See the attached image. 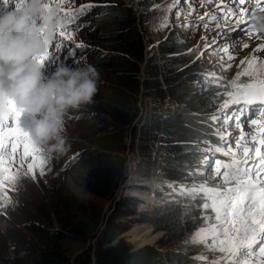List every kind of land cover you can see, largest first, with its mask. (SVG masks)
I'll use <instances>...</instances> for the list:
<instances>
[{
    "label": "rangeland",
    "instance_id": "374dc122",
    "mask_svg": "<svg viewBox=\"0 0 264 264\" xmlns=\"http://www.w3.org/2000/svg\"><path fill=\"white\" fill-rule=\"evenodd\" d=\"M134 1L137 7L134 6L133 0H121V2L113 0H65L61 5L63 11L57 10V17H65L70 8L75 11L86 5H92V7L67 26V30L73 33V40L62 44L58 51H55L54 45L61 42V38L58 34L55 35V39L52 41L53 47H50L52 54L42 63V73L47 79L55 73L57 67L75 69L82 59H86L89 63V53L94 49L100 48L99 45L94 44L89 39L93 36L92 22L94 18L102 13L105 14L110 8L112 10H115V7L122 8L123 12H120V14L123 17H126L127 12L131 14L133 20L131 25L138 29L144 43L147 42L145 36H149L152 43H155L156 40L164 39L169 47L176 50L174 53L164 57L166 59L164 62L167 66L166 68H172L168 74H178L180 76L188 74L190 75L188 80L193 90L192 96L197 97L200 93H206L204 103L199 109L196 110V107L187 108L184 114V119L191 128L190 137L185 141L190 144V152H194L195 156L190 160L184 159L181 162L179 159L170 160L171 166L174 167L175 171L179 172V175L171 180L155 173L145 179L140 177L138 173L134 174L138 151L135 146L136 138L132 137L131 140V135H128L129 145L127 151H125V164L128 163V159L132 160L135 164V169L129 175V170L126 167L124 182L127 181V185L121 189L123 192L117 195L118 190H120V187H117L111 199H103L92 194L85 187L86 166L82 153L89 144L77 129L81 123L68 121L65 117L64 135L67 137V143L70 144V148L63 155L51 157L49 163L45 165L44 175H40L38 169L35 170V179L31 175L23 174L27 172V162L21 163L22 149L18 150L15 157H11V154H9L10 159L15 161L12 171L19 170L21 179L13 186L7 185V182H5L6 186L0 188V261L3 262V259L8 258L11 260L18 258L20 261L25 259L27 254L36 250L38 244L35 243V239L37 240V238L32 236L25 227L29 220L45 226L48 231L49 229L57 228V222H55L54 216L50 211V203L47 201V197L58 191L63 193V195L66 191H69L81 203L92 208L101 207L103 217L102 223L98 227L99 231L103 228V224L112 210L115 202H113L114 196H116V200L126 198L127 207L132 210L126 217H120L119 219L127 222L129 227L127 228L131 229L126 233L128 230L126 228L127 230L125 229L126 231L119 233L118 237L127 242L132 249H137L144 244H150L162 250H170L175 255L185 258L182 261L177 260V258L173 259L170 264H213V261L223 255L218 251L213 252L206 249L204 245L191 243L194 231L204 225V210L197 207V205H202L203 201H192L179 195V192L181 186L191 187L205 181L211 186L218 184L214 175L216 161H224L229 158L225 157L221 152L214 151L217 146L222 147L225 143L221 141L217 131L226 135L232 134L227 137V143L233 147L239 139L241 130L244 132L255 131V127L250 122L253 119L259 120L256 116L257 111L260 110L259 105L251 106L248 112L240 116V121L243 122L240 128L235 126V121L224 124L223 119L219 123H214L210 119L214 114L223 116V113L218 110L220 104L227 97L217 96L216 94L224 92L225 88L218 87L216 84H209L208 80L211 73H215L217 78H234L236 72L240 70L238 67L240 60L249 57L261 40L255 36L250 38L246 30L229 31V27L234 26L235 18L229 25H225L219 19L210 21L205 18L204 22H200L199 17L205 16V13L215 14L217 17L222 15V13L216 11L220 0H214L213 3H204L203 0H179L172 7L171 12L168 9L173 4V0ZM45 2L57 9L59 0H45ZM145 3H148V5L145 6ZM8 8H16L13 0H6V2L5 0H0V14L6 13ZM165 16L168 17L169 23L167 27L161 28L159 25ZM31 19L39 25L38 17H32ZM205 24H207V27H205ZM217 24L221 26L217 27ZM241 28H245V26L241 25ZM257 35L264 37V32ZM77 43H82L84 47L76 49L75 44ZM233 44L234 47H232ZM245 44H248L247 48L244 47ZM224 47H230L231 54L236 57L234 61H228V63L232 64V68L227 72L221 71L219 63L220 58L225 55L222 51ZM256 56L259 60H264V51L256 53ZM250 80V77H241L240 83H247ZM0 81L5 82L7 88L8 82L3 76H0ZM147 105L148 99L141 97L138 102V115L133 121V126L136 125L138 127L144 120ZM84 107L74 110V112L83 111ZM237 107L239 106L233 105L225 111L230 115H238L234 111ZM32 119L21 113L17 126L29 135ZM2 123H10V121L3 120ZM137 127L135 129L136 133ZM132 141L134 143L130 147V142ZM252 143L253 141L249 139L248 144L251 145ZM157 145L158 143L155 139L148 140V148L151 152L156 150ZM78 151L77 158L70 161L68 159L69 155ZM27 160L30 161L31 158L29 157ZM2 175L3 173H0V176ZM13 187L15 190H11ZM154 188L157 192H160L161 196H152ZM5 193L11 200L7 205L3 201ZM173 204H177L176 209L178 212L169 229L155 230L151 222L138 219L142 211L149 214ZM72 209L73 206H69L67 216L72 214ZM209 213L213 216L214 223V213L211 210H209ZM139 224L148 226L150 230L148 237L140 234V237L137 238V235L129 234L133 228H138ZM141 227L146 226L141 225ZM133 238H135L134 241H142L144 243L131 242L130 239ZM90 243H93V241L91 240ZM75 248L78 251L79 247ZM202 255L206 256L207 260L198 259ZM6 261V264L10 263L8 260Z\"/></svg>",
    "mask_w": 264,
    "mask_h": 264
},
{
    "label": "trees",
    "instance_id": "16d2710c",
    "mask_svg": "<svg viewBox=\"0 0 264 264\" xmlns=\"http://www.w3.org/2000/svg\"><path fill=\"white\" fill-rule=\"evenodd\" d=\"M110 9L94 18L93 36L89 38L100 47L89 53V63L96 67L100 77L93 102L85 105L83 111H70L65 116L68 121L81 123L77 129L89 144L82 153L86 166L85 187L92 194L107 200L112 198L126 178L128 135H131V140L136 138L138 160L135 175L138 173L147 179L155 173L170 180L179 175L170 160L179 159L181 162L195 156L194 152H190V144L185 141L190 137L191 128L184 114L187 108L199 109L206 94L192 96L188 80L190 75L168 74L172 68H166L164 57L176 50L169 47L164 39L152 43L149 36H145L147 42L144 43L138 29L131 25V14L127 12L123 17L120 14L122 8ZM141 97L148 99V105L145 118L137 127L131 122L138 114ZM149 139L157 141L155 151L151 152L148 148ZM125 199L115 200L99 231L103 217L101 207L84 205L69 191L64 195L59 191L53 193L47 201L57 228L48 231L45 226L29 220L25 227L37 238L35 243L38 247L25 259L8 258L0 264H6V260L9 264H170L176 258L184 260L170 250L150 244L132 249L118 237L128 227L127 222L119 218L126 217L132 210L127 207ZM69 206H73V211L67 216ZM176 206L167 205L149 214L142 211L138 219L151 222L155 230L169 229L177 217ZM139 225L129 234L137 235V238L140 234L148 237V226ZM130 229L125 230L126 233ZM91 240L93 243H90ZM130 240L142 242L134 241L135 238ZM75 245L79 247L78 251Z\"/></svg>",
    "mask_w": 264,
    "mask_h": 264
},
{
    "label": "snow or ice",
    "instance_id": "6c2138e0",
    "mask_svg": "<svg viewBox=\"0 0 264 264\" xmlns=\"http://www.w3.org/2000/svg\"><path fill=\"white\" fill-rule=\"evenodd\" d=\"M13 2L19 10L26 0ZM64 2L65 0H59L58 11H63L61 5ZM178 2L179 0H173L168 11L171 12L172 7ZM203 2L213 3L214 0ZM43 7L51 8L47 3ZM91 7L92 5H86L75 11L70 8L65 17H57L55 35L58 34L61 42L54 45L55 51H58L65 42L73 40V33L67 30V26ZM216 11L222 15L217 17L215 14L205 13V16L199 17L200 22H204L205 18L210 21L219 19L225 25H229L235 18L234 26L229 27V31L246 30L250 38L255 36L261 42L249 57L240 60L238 65L240 70L236 72L234 78H217L215 73L209 74V84L225 88L224 92H218L216 95L227 97L218 110L223 116L214 114L210 119L214 123H219L223 119L224 124L235 121V126L240 128L243 123L240 116L248 112L253 105H259L261 119L251 120L250 123L255 127L254 132L241 130L234 147L227 143V137L232 134L226 135L217 131V135L225 143L222 147L217 146L214 151L221 152L229 158L216 161L214 175L218 184L211 186L205 181L191 187L181 186L179 195L192 201H203L202 205L197 207L204 210V225L194 231L191 243L204 245L210 251L222 253L223 255L213 261V264H264V60H259L256 56V53L264 51V37L257 35L264 32V0H220ZM168 23V17L165 16L159 27H167ZM241 25L245 28H241ZM220 26L217 24V27ZM50 47H53L52 42L46 43L45 50L39 58L41 64L52 54ZM81 47H84L82 43L75 44L76 49ZM244 47L247 48L248 44ZM222 51L225 55L220 58L219 63L221 71L227 72L232 68L228 61H234L236 57L231 54L230 47H224ZM245 76L251 80L240 83L241 77ZM233 105L239 106L234 109L238 115H230L225 111ZM4 107L7 113L4 120L10 123H0V173H3L0 176V188L6 186L5 182L13 186L21 178L19 170L12 171L15 161L10 159L9 154L15 157L18 150L22 149L21 163L27 162V172L23 174L31 175L33 179L37 169L40 175L45 174V165L51 160V156L46 155L32 142L29 135L17 126L21 110L11 101H6ZM249 139L253 141L251 145L248 144ZM29 157L30 161L27 160ZM75 158L77 157H73V160ZM3 201L5 205L11 202L7 193ZM209 210L214 213V223ZM198 259L207 260V257L202 255Z\"/></svg>",
    "mask_w": 264,
    "mask_h": 264
},
{
    "label": "clouds",
    "instance_id": "9594fccd",
    "mask_svg": "<svg viewBox=\"0 0 264 264\" xmlns=\"http://www.w3.org/2000/svg\"><path fill=\"white\" fill-rule=\"evenodd\" d=\"M44 4L26 0L18 11L0 14V76L8 82L0 89V123L7 115L5 102L11 101L33 118L29 137L52 157L69 150L65 116L93 102L100 77L96 67L82 59L75 69L57 67L45 79L39 58L46 43L55 39L57 9ZM32 17H38L39 25Z\"/></svg>",
    "mask_w": 264,
    "mask_h": 264
},
{
    "label": "bare ground",
    "instance_id": "6f19581e",
    "mask_svg": "<svg viewBox=\"0 0 264 264\" xmlns=\"http://www.w3.org/2000/svg\"><path fill=\"white\" fill-rule=\"evenodd\" d=\"M4 14V13H3ZM129 158H131V157H129ZM126 166H125V168L127 167V170H129V172H128V174L130 175V174H132V172H133V169H135L134 168V163H133V161L131 160H129L128 159V163L127 164H125ZM125 185H127V181L126 182H123L121 185H120V190L125 186ZM146 186H147V184H146ZM121 192H123L122 190L120 191V193ZM159 196H161V194H159L157 197H159Z\"/></svg>",
    "mask_w": 264,
    "mask_h": 264
},
{
    "label": "water",
    "instance_id": "95a60500",
    "mask_svg": "<svg viewBox=\"0 0 264 264\" xmlns=\"http://www.w3.org/2000/svg\"><path fill=\"white\" fill-rule=\"evenodd\" d=\"M133 2H134V6H136L137 7V4L135 3V1L133 0ZM144 52H145V50H144ZM143 62H144V59H143V61H142V63H141V67H142V65H143ZM142 78V71H141V75H140V79ZM138 115V114H137ZM136 118V117H135ZM134 118V119H135ZM134 121V120H133ZM133 121L131 122V125L133 124ZM79 153V151L78 152H76V153H71L70 155H69V160L71 161V159H73V157H76L77 156V154ZM120 193V190H118V192H117V195ZM116 200V196H114V198H113V202ZM50 231H52L53 229H49ZM142 243H144V242H141L140 244H142Z\"/></svg>",
    "mask_w": 264,
    "mask_h": 264
}]
</instances>
